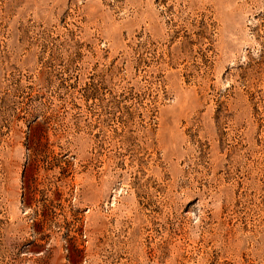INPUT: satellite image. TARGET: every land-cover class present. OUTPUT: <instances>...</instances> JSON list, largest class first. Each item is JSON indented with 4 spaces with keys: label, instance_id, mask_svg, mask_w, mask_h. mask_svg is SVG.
<instances>
[{
    "label": "rangeland",
    "instance_id": "obj_1",
    "mask_svg": "<svg viewBox=\"0 0 264 264\" xmlns=\"http://www.w3.org/2000/svg\"><path fill=\"white\" fill-rule=\"evenodd\" d=\"M0 264H264V0H0Z\"/></svg>",
    "mask_w": 264,
    "mask_h": 264
}]
</instances>
